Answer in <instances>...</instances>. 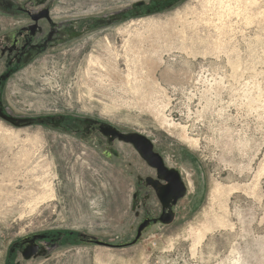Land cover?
I'll return each mask as SVG.
<instances>
[{"label": "rangeland", "instance_id": "1", "mask_svg": "<svg viewBox=\"0 0 264 264\" xmlns=\"http://www.w3.org/2000/svg\"><path fill=\"white\" fill-rule=\"evenodd\" d=\"M162 2L0 0V264H264V0ZM100 124L186 186L130 246L88 240L158 217L155 170Z\"/></svg>", "mask_w": 264, "mask_h": 264}, {"label": "water", "instance_id": "2", "mask_svg": "<svg viewBox=\"0 0 264 264\" xmlns=\"http://www.w3.org/2000/svg\"><path fill=\"white\" fill-rule=\"evenodd\" d=\"M175 0H163L159 8H164L165 6L172 4ZM142 2L138 3L141 5ZM33 20H38L40 18H45L50 25H53L52 20L49 17L48 10L43 9L38 14H33ZM101 135L108 137L110 140H120L125 143L132 145L139 156L147 163L149 167L155 170V178L146 177L145 184L151 186L155 192L156 196L161 204V212L158 217L146 218L144 219L136 229L135 237L132 241L124 244H110L98 239H89L97 245L109 246V247H123L135 244L142 235V231L150 224H169L174 219V212L172 207L178 202L179 199L184 197L186 193V186L181 178L180 172L175 168L167 167L161 155L156 152L153 148V144L149 138L146 136L135 133L127 132L123 133L117 129L111 127L110 125L100 124L98 126ZM38 251V247L34 243L26 245L22 251V256L25 259L30 258Z\"/></svg>", "mask_w": 264, "mask_h": 264}, {"label": "bare ground", "instance_id": "3", "mask_svg": "<svg viewBox=\"0 0 264 264\" xmlns=\"http://www.w3.org/2000/svg\"><path fill=\"white\" fill-rule=\"evenodd\" d=\"M169 126H172V127H176V125L174 124V123H171V124H169ZM217 187V186H216ZM216 189V188H215ZM49 191V190H48ZM214 190H212V192H213ZM217 193V192H216ZM216 197V196H215ZM221 219V218H220ZM198 231V230H197Z\"/></svg>", "mask_w": 264, "mask_h": 264}]
</instances>
